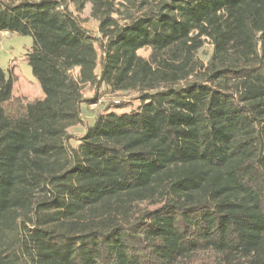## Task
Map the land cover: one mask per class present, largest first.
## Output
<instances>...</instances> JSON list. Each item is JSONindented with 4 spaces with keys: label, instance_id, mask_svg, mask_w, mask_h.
I'll return each mask as SVG.
<instances>
[{
    "label": "trees",
    "instance_id": "trees-1",
    "mask_svg": "<svg viewBox=\"0 0 264 264\" xmlns=\"http://www.w3.org/2000/svg\"><path fill=\"white\" fill-rule=\"evenodd\" d=\"M0 33L43 93L0 67V264H264V0H0ZM84 85L139 105L73 146Z\"/></svg>",
    "mask_w": 264,
    "mask_h": 264
},
{
    "label": "rangeland",
    "instance_id": "rangeland-1",
    "mask_svg": "<svg viewBox=\"0 0 264 264\" xmlns=\"http://www.w3.org/2000/svg\"><path fill=\"white\" fill-rule=\"evenodd\" d=\"M119 1V0H116ZM75 13L83 25L91 34L97 35V23L89 15V5H86L80 12H76L73 5L68 6ZM32 39L29 35H20L17 33H0V67L9 70L13 77V97L23 101H31L35 98L43 97L39 83L33 77L31 68L27 63L25 52L31 46ZM205 53L210 52L208 44L204 47ZM138 53L144 57L148 56L149 50L143 48ZM206 59L203 54H200ZM99 68L97 67V70ZM73 75H76L74 70ZM82 96L86 100L81 106L83 122L69 128L72 134L70 144L77 145V140L82 136L86 124L93 120L94 114L102 111L107 106L110 110L130 111L139 105V100L135 92L124 93H105L102 89L96 90L90 85H84Z\"/></svg>",
    "mask_w": 264,
    "mask_h": 264
}]
</instances>
